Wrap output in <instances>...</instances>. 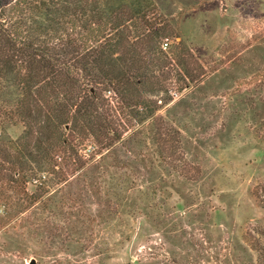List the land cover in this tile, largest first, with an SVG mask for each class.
<instances>
[{"label": "rangeland", "instance_id": "1", "mask_svg": "<svg viewBox=\"0 0 264 264\" xmlns=\"http://www.w3.org/2000/svg\"><path fill=\"white\" fill-rule=\"evenodd\" d=\"M151 1L167 73L140 101L157 110L98 88L120 139L71 138L80 168L11 210L0 264H264V0Z\"/></svg>", "mask_w": 264, "mask_h": 264}, {"label": "trees", "instance_id": "2", "mask_svg": "<svg viewBox=\"0 0 264 264\" xmlns=\"http://www.w3.org/2000/svg\"><path fill=\"white\" fill-rule=\"evenodd\" d=\"M151 3L0 0V229L14 217L11 210L49 192L48 175L61 170L57 181L63 183L70 164L73 172L80 168L81 147L71 138L104 130L103 149L120 139L102 122L98 88L111 87L124 105L138 100L149 112L157 110L140 101L143 93L165 90L161 75L167 73L156 48L162 19L153 17ZM184 78L195 80L189 71ZM6 120L22 123L23 136L6 140ZM33 182L40 193L28 191Z\"/></svg>", "mask_w": 264, "mask_h": 264}]
</instances>
